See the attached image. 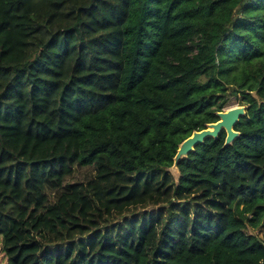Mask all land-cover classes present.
<instances>
[{
	"label": "trees",
	"instance_id": "obj_1",
	"mask_svg": "<svg viewBox=\"0 0 264 264\" xmlns=\"http://www.w3.org/2000/svg\"><path fill=\"white\" fill-rule=\"evenodd\" d=\"M260 226L264 0H0V264H264Z\"/></svg>",
	"mask_w": 264,
	"mask_h": 264
},
{
	"label": "water",
	"instance_id": "obj_2",
	"mask_svg": "<svg viewBox=\"0 0 264 264\" xmlns=\"http://www.w3.org/2000/svg\"><path fill=\"white\" fill-rule=\"evenodd\" d=\"M244 114V105L217 111L216 115L218 119L215 122L206 123L205 128L192 131V133L178 145L172 165L168 168V171L175 167L178 176L177 163L186 158L197 144L203 143L204 140L209 137L213 139L218 138L222 131L225 132L224 146L230 145L239 135V132L234 129V126L238 122L240 116Z\"/></svg>",
	"mask_w": 264,
	"mask_h": 264
},
{
	"label": "rangeland",
	"instance_id": "obj_3",
	"mask_svg": "<svg viewBox=\"0 0 264 264\" xmlns=\"http://www.w3.org/2000/svg\"><path fill=\"white\" fill-rule=\"evenodd\" d=\"M242 94H238L236 96H230V99L228 103L225 105V107L222 110H225L230 107L234 106H240L242 105ZM169 172L174 176V178H177V170L174 167V169H170ZM95 176V170L93 167H79L75 166L73 169V172L71 175L67 176L64 180V185L61 189L57 191H47V194L49 196V202L52 203L56 200L60 194L66 190V185L69 183L74 182H86L89 180H92ZM152 206L146 205V206H137V207H130L127 210H125L122 214H114L112 216V221L114 222H120L123 218H130L132 215L142 213L143 211L151 210ZM249 231L256 234L257 236L261 237L264 231V226H260L258 228L249 227ZM36 239L45 241L47 239V234L45 232H40L36 235H34Z\"/></svg>",
	"mask_w": 264,
	"mask_h": 264
}]
</instances>
